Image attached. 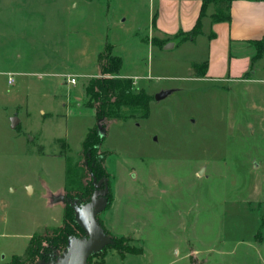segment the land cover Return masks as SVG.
Segmentation results:
<instances>
[{"label": "rangeland", "instance_id": "1", "mask_svg": "<svg viewBox=\"0 0 264 264\" xmlns=\"http://www.w3.org/2000/svg\"><path fill=\"white\" fill-rule=\"evenodd\" d=\"M152 11L150 0H0V264L62 224L65 157L80 159L95 123L86 86L108 77L107 44L134 90L153 98L148 118L109 124L102 151L115 203L91 225L118 249L106 244L86 264H264V80H198L201 69L187 66L204 41H148ZM163 90L172 92L154 98ZM125 246L143 252L123 255ZM69 251L54 250L55 264Z\"/></svg>", "mask_w": 264, "mask_h": 264}, {"label": "trees", "instance_id": "2", "mask_svg": "<svg viewBox=\"0 0 264 264\" xmlns=\"http://www.w3.org/2000/svg\"><path fill=\"white\" fill-rule=\"evenodd\" d=\"M216 1V0H215ZM217 8L212 14V21H227L230 19V4L224 8V3L215 2ZM205 4L202 7L201 15L205 13ZM201 18L198 20L194 29L189 32H181L185 37L180 41L194 40L197 35L202 33ZM153 43L160 41L153 39ZM258 44V55H262L260 50L262 42ZM260 45V46H259ZM264 45V44H263ZM110 47L107 44L105 51ZM110 50V49H109ZM105 51L99 55L101 74L108 77H96L88 81L86 86V107L95 109V123L88 130L83 142L79 160H74L71 156H66V171L63 197V220L60 226L54 227L51 234L46 236L34 233L26 252L23 256L15 255L7 264H27L32 263L35 259H43L44 264H55L56 252L54 250L71 249L73 244L80 237L87 235L85 230L80 226L78 221L79 213L84 215L94 211L92 198L96 191L106 189L108 192L99 194L98 198L104 197L107 200V208L114 203V193L110 183L111 174L106 166V153L102 151V145L107 135L109 124L113 120L128 119H146L150 116V103L153 96L144 88L138 91L133 88V79L119 76L123 60L115 54H105ZM105 59L106 62L103 60ZM200 65L204 66L205 71L207 63L194 64V70L199 69ZM63 147L67 149L68 144L63 142ZM63 155V154H62ZM102 181V182H101ZM101 182V183H100ZM100 183V184H99ZM99 184V185H98ZM105 232L109 233L107 228ZM87 236L86 238H88ZM46 240L47 247L42 244ZM85 240V239H84ZM106 248L118 249V238L113 237ZM120 253H142V248H131L125 246ZM97 252L93 255H99ZM121 254V255H122ZM92 256V255H91Z\"/></svg>", "mask_w": 264, "mask_h": 264}, {"label": "crops", "instance_id": "3", "mask_svg": "<svg viewBox=\"0 0 264 264\" xmlns=\"http://www.w3.org/2000/svg\"><path fill=\"white\" fill-rule=\"evenodd\" d=\"M215 2V0H150L153 16L151 37L148 41L151 39L153 42L154 38L166 40L163 45L166 50L183 48L187 45L197 48L204 41L205 50L203 52L200 50L198 53L205 54L196 60H191L187 66L188 70L193 68L194 72L195 63H207L204 72V66L200 65L199 70L201 69L202 72L196 73L199 76L198 80L211 82L264 80L261 78L264 74V52L259 56L258 44L256 45L257 42L264 43V0H231L230 19L219 22L212 21V14L217 8ZM204 3H206L205 13L201 15ZM200 18L201 34L194 40L176 41L177 34L194 29ZM122 68L119 76L136 79L132 74L122 71ZM15 81L16 79L9 84L13 85ZM45 113L44 111L43 114ZM44 116L46 118L48 113ZM254 162L258 163L256 160ZM15 255L19 254H14L12 257Z\"/></svg>", "mask_w": 264, "mask_h": 264}, {"label": "water", "instance_id": "4", "mask_svg": "<svg viewBox=\"0 0 264 264\" xmlns=\"http://www.w3.org/2000/svg\"><path fill=\"white\" fill-rule=\"evenodd\" d=\"M170 93L171 90H164L157 93L155 95V98L157 100H160ZM18 124V118L14 117L12 119V127L15 128ZM107 192L108 187H106L105 190H98L94 193L92 204L96 207V209L93 212L87 215H84L81 212L79 213L78 221L80 223V226L85 230L89 237L86 240L75 242L71 247L68 255L62 260L60 264H86V260L88 257L97 252H100L109 242L107 236L100 228L91 225L92 220L101 212H103L107 207V200L104 197L98 198V195L105 194Z\"/></svg>", "mask_w": 264, "mask_h": 264}, {"label": "built area", "instance_id": "5", "mask_svg": "<svg viewBox=\"0 0 264 264\" xmlns=\"http://www.w3.org/2000/svg\"><path fill=\"white\" fill-rule=\"evenodd\" d=\"M14 80H15L14 76L11 75V76L9 77V83H13ZM67 81H68L69 83H71V84H76V83H77V78H76V76H70V77L67 78Z\"/></svg>", "mask_w": 264, "mask_h": 264}]
</instances>
